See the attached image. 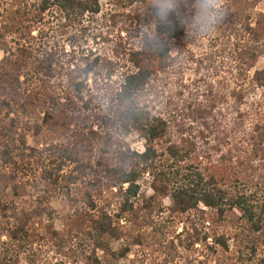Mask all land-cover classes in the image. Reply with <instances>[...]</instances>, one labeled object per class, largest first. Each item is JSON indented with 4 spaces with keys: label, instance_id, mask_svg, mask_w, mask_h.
<instances>
[{
    "label": "trees",
    "instance_id": "1",
    "mask_svg": "<svg viewBox=\"0 0 264 264\" xmlns=\"http://www.w3.org/2000/svg\"><path fill=\"white\" fill-rule=\"evenodd\" d=\"M102 1L0 0V264H120L132 253V264H197L200 255V264H227L231 240L238 262L264 264V121L238 156V171L219 178L203 168L195 140L172 139L184 115L165 118L145 96L162 75L180 73L182 60H194L186 52L190 28L220 33L200 62L215 67L208 79L220 75L223 56L250 72L264 55V15L253 28L243 13L248 0H230L225 12L211 0H109L139 26L115 43L100 31L109 22L99 19ZM197 4L202 15L192 11ZM98 40L103 50L87 48ZM251 84L264 92V70ZM130 135L144 141L143 152ZM146 185L154 195L141 200ZM170 196L173 214L190 226L177 241L154 227ZM59 199L68 208L61 231L51 206Z\"/></svg>",
    "mask_w": 264,
    "mask_h": 264
},
{
    "label": "rangeland",
    "instance_id": "2",
    "mask_svg": "<svg viewBox=\"0 0 264 264\" xmlns=\"http://www.w3.org/2000/svg\"><path fill=\"white\" fill-rule=\"evenodd\" d=\"M156 1L162 3V5H169L172 0ZM229 1L211 0L209 6L215 8L217 11L225 12L229 9ZM248 2L252 5L249 10L243 13L251 17L250 23L255 28L260 14L264 15V0H248ZM102 7L103 12L99 19L104 22L103 18L106 16L109 22L101 26L100 31L105 36H108L110 41H114L115 43L128 42L130 36L136 34L139 27L137 26L134 13H131L130 10L128 13L125 12V14L120 11L116 12L109 0H103ZM200 8L201 5L198 4L192 8V11H195V15H202L201 10L204 8L199 10ZM113 14L116 15V18ZM245 18L246 16H241L239 24ZM207 28L209 29V33L206 37L201 35V31L197 33L194 29H189L187 33L189 34V38L185 40H189L186 52L188 51L194 57V60L192 63L187 62L186 59L182 60L183 64L177 65L180 68V73L162 75L159 80L154 81L145 96L147 102L156 108V112L165 118H172L177 114H180V116L184 115L182 118H179L178 115V121L173 125L171 130L172 139L180 142L182 140H195L200 149L198 153L200 162H206L203 168H209L221 178L222 176H231V173L235 170L238 171L236 169L238 156L249 148L248 141L252 138L255 125L260 121H264V92L251 84L255 74L264 70V55L259 58L257 64L250 72L247 71V67L242 66L238 61L237 63H231L228 58L226 59L222 55L225 64L221 69L220 75L208 79L215 74L211 72L215 67H211L210 65L204 67L200 62L202 59L210 56L211 51H214L213 42L211 44L210 39L215 42L221 36H219L220 33H217L215 26L211 28L208 26ZM237 30L240 31L241 27H237ZM192 36H194V39L190 40ZM104 47L105 44L98 40L97 43H94V41L90 42L87 48L101 51ZM67 48L68 50L70 49L69 45ZM176 53V50L173 51L174 57L177 55ZM3 58L4 53L0 50V61ZM187 60H189V57H187ZM222 62L223 60L218 59L216 65L218 66ZM239 97L243 98L241 103L236 102L239 100ZM208 111H211L212 117L208 116L206 113ZM95 129H98V127H95ZM233 130L234 132L231 133ZM223 131L228 133L226 135L227 139L222 133ZM203 134L207 136L206 140L203 138ZM224 139L226 140L225 142ZM127 141L139 152L144 151V141L139 139L137 135H130ZM36 142L37 140L33 135L27 137L28 147H35ZM223 157H226L227 160L223 161ZM225 172L228 173L225 175ZM231 179L236 180L237 178ZM240 179H245L246 181L248 178ZM153 195L154 193L151 188L146 185L142 189L140 198L141 200H148ZM51 206L56 211V218L58 219L56 228L61 231L63 226L59 214L67 211V204L59 199L53 201ZM173 209L174 200L170 196L164 200L161 213H156L154 227L162 229L166 235L172 236L171 239H176L181 238L180 236L184 234L185 228L190 226H188V217L173 214ZM234 216L239 217L240 215L238 212H235V215L225 219L224 222H226L227 227L224 228L226 232L230 230V226L236 224ZM38 228L41 234L45 233L43 229ZM209 242L210 245H213L211 239ZM122 245L118 242L112 244L115 250L120 249ZM201 246L197 244L196 248L200 250ZM229 246L230 252L226 256L227 264H242L237 261V256L233 255L239 248L234 240L229 241ZM136 255V253L130 254L129 258L122 259L120 264H132L137 259ZM201 261H204V257L200 255L197 264H200ZM149 264L155 263L149 262Z\"/></svg>",
    "mask_w": 264,
    "mask_h": 264
}]
</instances>
